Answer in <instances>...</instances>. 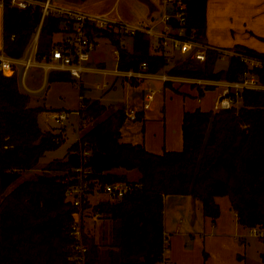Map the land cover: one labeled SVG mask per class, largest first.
Masks as SVG:
<instances>
[{
	"label": "trees",
	"instance_id": "16d2710c",
	"mask_svg": "<svg viewBox=\"0 0 264 264\" xmlns=\"http://www.w3.org/2000/svg\"><path fill=\"white\" fill-rule=\"evenodd\" d=\"M207 3L189 1L188 28L201 40L206 35ZM39 22L38 7L20 10L5 4L3 52L11 58H23ZM61 24L63 21L53 16L44 19L37 59L48 57L59 43H52V37L63 31ZM95 31L97 37L104 34L109 38L119 51L120 69H138L147 63L148 71L159 73L168 66L163 56L151 54L150 40L143 34L132 38L133 49L128 52L119 34ZM233 50L264 59V54L244 46ZM217 62L218 55L209 53L205 63L186 60L169 73L240 81L248 70L239 59L231 58L228 69L218 72ZM253 73L264 84V68ZM72 79L62 72H52L48 77L50 82ZM42 111L29 106V97L20 91L16 73L0 74V264H75L70 259L73 239L69 233L77 209L65 199V192L73 184L67 178L80 164V144L91 151L92 179L100 184L131 183L116 169L136 170L140 175L135 182L140 186L133 193L94 207L93 211L111 220L112 228L106 246L107 262L96 239L85 232L88 264H160L168 249L164 230L167 196L199 200L204 216L213 223L222 213L218 199L227 197L241 227L264 232V91H244L240 104L231 110L185 113L182 151L161 155L121 142V130L127 121L124 109L102 120L106 107L99 100L83 96L82 120L93 125L67 151L66 160L48 163L45 174L5 193L20 172L35 168L45 153L60 144L56 135L40 129L38 116Z\"/></svg>",
	"mask_w": 264,
	"mask_h": 264
},
{
	"label": "crops",
	"instance_id": "0c3cea01",
	"mask_svg": "<svg viewBox=\"0 0 264 264\" xmlns=\"http://www.w3.org/2000/svg\"><path fill=\"white\" fill-rule=\"evenodd\" d=\"M71 1L74 2L69 1L70 3H65V0H52V2L59 5L88 10L85 8L88 7V0ZM76 1L77 3H75ZM135 8L138 10L131 9V13L129 14L127 10L125 12L118 11V16L135 25L156 26L157 30L161 29V26L158 24L163 14L161 0H136ZM103 9H101L103 11H99L115 15L113 6H105ZM2 11L3 9L0 7V49L2 48ZM133 13H135L134 16ZM54 36H60L57 41L60 42L67 35L61 32ZM93 39L96 42V48L100 40H105L108 45L112 46L113 53L116 50V47L107 37H95ZM148 39L150 40L151 54H156V39ZM201 41L213 47L231 50L236 46H244L264 54V0H208L206 9V35ZM121 45L128 52H131L133 49L132 38L121 37ZM96 48L91 55L89 67L100 68L109 72L119 68V63L114 55L115 67L108 69L106 59L105 62L103 57H96ZM169 67L170 65L168 69H170ZM33 70L38 77L43 73L38 68H33ZM88 74L98 75L96 73ZM108 76L113 75L110 74ZM43 77L45 80L44 73ZM32 80L34 81V79ZM115 80L116 84L113 86L107 84L103 88L108 89L109 87H113L114 89L116 85H120L117 83L119 80H123L121 81L122 86H140L155 82L159 84L157 90L150 87L142 90L143 100L145 99L146 101L141 106H130L131 108L129 107V109L124 108L127 121H130L127 118V113L130 109H137L139 111L137 121L130 122H140L139 124L143 125V134L135 132L134 142L131 143V140L129 143L124 141L126 139L123 131L125 125L121 130L122 143L143 146L148 152L157 155H161L164 152L182 151V126L185 113H191L197 109L204 112L214 111L220 95L219 89L189 84H163L153 80L128 82L117 77H115ZM24 84L30 94L42 92L45 89V81L39 87L33 89L27 87L25 78ZM84 91L85 88L82 87L84 98L94 100L87 98ZM152 92L154 93L153 99H150ZM167 94L169 95L168 97ZM158 95L161 102H159V97L157 98ZM170 96H174L175 99H170ZM147 104L149 108L144 109V106ZM152 104L154 105L152 106ZM223 215L221 213L220 218L213 223L204 216L203 205L199 200L191 196H167L164 200V230L168 239V249L164 253V258L169 264H248L246 258L247 244L245 243L248 236L245 235V231L241 230L242 227L239 225L234 212L231 215L232 217ZM98 220L91 221L94 223L98 222ZM88 224L86 219V233H88ZM100 226H102V223H100ZM94 238L97 239L96 236ZM253 238L264 239L259 236H253ZM100 243L98 242L99 245ZM104 249L101 246L103 255L106 254ZM104 262H107V260L105 259Z\"/></svg>",
	"mask_w": 264,
	"mask_h": 264
},
{
	"label": "built area",
	"instance_id": "2783aa9c",
	"mask_svg": "<svg viewBox=\"0 0 264 264\" xmlns=\"http://www.w3.org/2000/svg\"><path fill=\"white\" fill-rule=\"evenodd\" d=\"M189 1L190 0H161L163 14L160 22L161 29L156 26H139L123 20L118 15L110 13L92 14L71 6L59 5L52 0H0V7L3 9L5 4L20 10L40 9V22L31 43L29 44L23 58L15 59L8 57L0 49V74L11 76L15 67H21L22 77L21 85L28 91L24 84L25 73L29 68H38L43 71L44 76L51 72H62L69 74L75 81H78L80 89L84 74L96 73L113 75L128 82H140L144 80L158 81L163 84H189L198 87L215 88L220 90L215 112L222 110H231L240 104V97L244 91H264L258 77L253 73L255 69L264 68V59L239 53L231 49L217 48L203 43L197 36L196 31H190L189 23ZM53 16L61 19L65 25L62 32L66 33L64 40L56 44L48 57L37 59L36 50L40 27L46 17ZM87 29H99L109 33L115 32L120 37L133 38L138 34H143L147 38L156 39V55L163 56L168 66L175 58L180 60H192L199 63H205L209 53H216L218 61L236 58L248 67L244 78L240 81H229L226 79H206L192 78L173 75L169 73L168 66L162 72L154 73L148 71L147 63H142L138 69H120L117 68L111 72L89 67L91 55L95 50V40L88 34ZM116 60L119 63L120 54L116 49L114 51ZM106 86V85H105ZM153 92L150 99H153ZM83 107V96H80V108L75 114L78 117L77 128L81 137L82 124L84 122L81 116ZM145 105L144 109H148ZM139 111L130 109L127 118L130 121H137ZM57 127L65 125L69 120V114L53 111L47 117ZM79 137V141H80ZM78 141V142H79ZM60 141L56 139V143ZM86 144L79 147L80 164L73 169L69 181L73 183L65 192V199L71 202L77 209L73 216L70 236L73 239L71 245V260L75 264H88V247L85 243V220L87 216L86 205L90 202V196L104 194L108 199H121L125 195L133 193L140 186L135 182L124 183L116 182L113 184L102 185L97 180L92 179V170L90 167L91 151L87 149ZM100 213H95L94 220L100 218ZM254 236L264 238V232L258 229L252 230ZM165 246H168V239H165ZM167 251V250H166ZM165 251V252H166ZM164 258V256H163ZM165 259V258H164ZM160 264H169L165 262Z\"/></svg>",
	"mask_w": 264,
	"mask_h": 264
},
{
	"label": "rangeland",
	"instance_id": "374dc122",
	"mask_svg": "<svg viewBox=\"0 0 264 264\" xmlns=\"http://www.w3.org/2000/svg\"><path fill=\"white\" fill-rule=\"evenodd\" d=\"M69 1L74 2L71 0H65V3H70ZM75 3H77V1ZM87 5L88 7L85 8L88 10L85 11H88L92 14L101 13V11L104 10L103 8L105 6L107 7L113 6L114 8L113 12L115 13V16L119 14L118 11L125 12L127 10L128 14L131 13L130 10L133 8V6L134 8L132 10H138L135 8L136 0H88ZM134 15L135 13H133V16ZM61 27L62 30H64L65 25L61 24ZM95 30L96 29H87L88 33L90 31V36L92 38L97 37V33ZM99 36L101 38L102 37L106 38L104 34H100ZM59 38L60 36H53L52 43H56ZM95 48H96V44H95ZM95 53L97 54L96 56L97 58L103 57L104 61L106 59L108 63L107 65L108 69L115 67V61H114L115 56L113 53V48L112 46L108 45V43L105 40L99 41ZM229 61L230 59H227L225 61H218L216 65V71L219 72V71L227 70L229 66ZM185 62L186 61L175 58L172 61V63L169 64L170 65L169 68L172 69L176 66H181ZM15 70H14L15 72L13 71V73H16L17 75L20 91L29 97V106L32 108L40 107L43 109L42 113L38 116V124L40 126V129L44 133L51 132L54 135H56L57 136L56 139L60 141V144L55 150L45 153V155L38 161L35 168L29 171L20 172L19 178L10 185V187L6 190L5 193L10 192L16 186H18L19 184L25 181L35 180L38 175L45 174L43 169L44 167H46L48 163L52 161H65L67 151H69V149L73 144L79 141V137H80L77 128L78 117L75 114V112L78 111L80 108L81 89L78 81L72 79L71 81L50 82L48 80L50 73L48 74V76L46 75L47 77H45L44 80L43 73H41L38 77L34 73L33 68H29L28 71H26L25 73V83L29 89L37 88L45 81V89L42 92L30 94L28 91L24 90L21 85V77H22L23 69L21 67H15ZM32 79H34V81ZM121 81L123 80H119L117 82L120 85L118 86L116 85V88L113 89V87L111 88L109 87L108 89H106L103 88V86L107 84L113 86L114 84H116L115 77L104 74H98V75L84 74L83 76L82 87L85 88L84 91L85 96L87 98L99 100L101 104H103L106 107V112L102 117V120L107 118L109 115L116 112L117 110L124 108L129 109L130 106H138V105L141 106L142 103L146 101L145 99L143 100L142 90L144 88L146 89L147 87L157 90L159 87V84H157V82L151 84H143L140 86H131V85L122 86ZM168 96L169 95L167 94V97ZM158 97H159V102H161L159 95L157 96V98ZM171 98H173V100L175 99L174 96H170V99ZM153 105L154 104H152V106ZM55 110L69 114V120H67L65 125H63L60 128L57 127L53 122H51L47 118L48 114ZM139 123L140 122H130V121H127L125 123V127L123 129L124 135L126 137V139H124L125 142L130 143V141L132 140L131 143H133L135 138L134 137L135 132L137 133L140 132L141 135L143 134V125H140ZM92 125L93 122L92 124L83 123L82 131L80 133L81 136L85 134V132ZM127 139L129 140L127 141ZM115 172L126 175L127 179L131 182H137L140 176L138 171L136 170L127 171L124 169H116ZM89 199L90 202L87 204H89L91 207L87 209V212L85 213V216L89 215V217L86 218L87 222L89 223L87 226L88 234L89 236L90 235L93 237L96 236L97 243L101 242L100 245L102 246V248H105L104 251L108 252L106 246H107V242L110 241V237H111V228H112L111 220H109L107 217L102 216V214H100L101 217L98 218L99 220L97 219L98 222L93 223V221L91 220L95 219L94 215L95 213H97V211H93L94 207L109 199L104 194L92 195L90 196ZM218 202L221 206L222 213L224 214L223 216L232 217L231 215H233V211L230 207L229 199L227 197H221L218 199ZM187 210L189 211L188 208ZM100 223H102V226H100ZM241 230L245 231V235L248 236L245 242L247 244L246 258L248 264H264L263 259L261 258V256L264 255V239L260 240L258 238H253L254 235L251 229H246L242 227ZM105 258L107 259V253L103 255V261L105 260ZM162 262H165L164 258H162L161 263Z\"/></svg>",
	"mask_w": 264,
	"mask_h": 264
}]
</instances>
